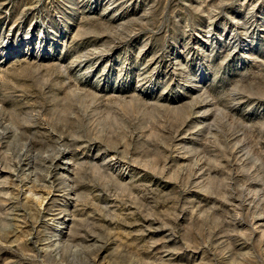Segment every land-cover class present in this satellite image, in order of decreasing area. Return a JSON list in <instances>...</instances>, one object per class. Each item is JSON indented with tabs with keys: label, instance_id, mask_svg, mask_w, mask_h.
<instances>
[{
	"label": "rangeland",
	"instance_id": "obj_1",
	"mask_svg": "<svg viewBox=\"0 0 264 264\" xmlns=\"http://www.w3.org/2000/svg\"><path fill=\"white\" fill-rule=\"evenodd\" d=\"M0 264H264V0H0Z\"/></svg>",
	"mask_w": 264,
	"mask_h": 264
},
{
	"label": "bare ground",
	"instance_id": "obj_2",
	"mask_svg": "<svg viewBox=\"0 0 264 264\" xmlns=\"http://www.w3.org/2000/svg\"><path fill=\"white\" fill-rule=\"evenodd\" d=\"M63 161V160H62Z\"/></svg>",
	"mask_w": 264,
	"mask_h": 264
}]
</instances>
